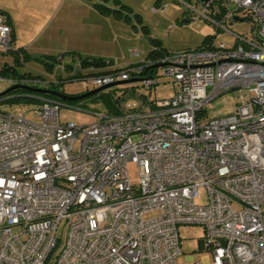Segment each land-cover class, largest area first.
I'll return each mask as SVG.
<instances>
[{"label":"built area","instance_id":"built-area-1","mask_svg":"<svg viewBox=\"0 0 264 264\" xmlns=\"http://www.w3.org/2000/svg\"><path fill=\"white\" fill-rule=\"evenodd\" d=\"M184 6L189 20L212 22L233 45L152 58L131 49L142 61L109 74L60 55L51 70L53 78L80 72L86 92L133 81L126 85L140 83L153 98L127 88L133 97L116 114L97 113L84 127L61 123L56 100H41L38 122L0 111V264H177L180 225L203 228L212 264H264V0ZM242 21L248 31L232 32ZM11 51V27L0 13V55ZM158 70L176 88L169 98H155ZM229 91L240 94L234 113L207 118V104ZM153 211L159 216L143 219ZM61 222L67 230L57 250Z\"/></svg>","mask_w":264,"mask_h":264},{"label":"rangeland","instance_id":"rangeland-1","mask_svg":"<svg viewBox=\"0 0 264 264\" xmlns=\"http://www.w3.org/2000/svg\"><path fill=\"white\" fill-rule=\"evenodd\" d=\"M4 1L0 0V10L4 7ZM156 1L51 0L49 7L46 3L41 4L40 1L36 0L35 5L31 6L41 9V18H39L42 24L41 28L48 26L47 29L45 28L44 35L51 32L56 36L65 35L68 37L65 48L57 45V47L52 46L51 50L47 51L53 52L52 54L55 56L78 52L82 57L102 58L109 61L113 68L127 67L141 62L143 57L132 58L129 51L139 49L143 56H146L151 47V40L156 43L157 48H162L170 53L195 50L210 43L214 46L219 43H223L227 47L233 45L234 37L232 35L225 31L216 33L212 22L202 17H195L189 23H184L183 21L188 19L184 3H188V0H159V8L155 7ZM97 5H101L106 11L103 9L100 11L97 9ZM237 17L241 19L242 14L238 13ZM230 28L234 33L244 34L248 31L249 24L247 21L236 22L231 24ZM208 38L210 39L203 44L204 40ZM65 56V58L69 57L68 54ZM39 58L41 55L31 57L24 63L18 64L13 53L9 52L0 55V68L5 64L14 65L15 71L18 73L36 76L38 80H43L45 83H55L57 78L52 77L51 72L43 62L38 60ZM56 65L58 64H54L53 69ZM6 79L8 78L0 80V93L13 85ZM156 80L158 86L155 98L158 100L171 97L176 88L168 78L161 76L160 70H158ZM127 86H118L114 91L113 88L104 90L96 96L77 102L76 107L61 103L58 112L59 121L63 124L71 122L77 127L95 123L97 113L112 114L113 109L112 105L108 104V96L110 95V100L111 97L120 96L122 89L124 90ZM133 87L136 95L154 97L152 91L145 90L140 83H134ZM57 90L68 96L80 95L87 91L81 81L64 82L57 87ZM88 90L91 91L92 87H89ZM30 95L25 92L14 91L6 97L5 101H0V111L15 116L26 113L28 120L38 122L33 111L38 109L41 103L38 101L26 103L24 98L32 97ZM100 95L102 97H99ZM239 96L240 94L236 91H229L215 98L206 106L207 118L212 119L233 114L236 103L240 100ZM18 97H20L19 102L12 101ZM7 99L11 100L8 101ZM76 147L77 143L75 144ZM127 173L130 183L137 184L138 177L135 164H127ZM196 203L199 205L205 203L204 191L199 192ZM232 208L235 209V205H232ZM159 214V211L149 212L143 215V219L156 218ZM66 230L64 222H61L56 232V238L59 240L57 250L65 239ZM177 232L181 250V256L176 260L177 264H189L191 262L212 264L210 250L203 249L201 244L203 238L201 226L180 225L177 227Z\"/></svg>","mask_w":264,"mask_h":264},{"label":"trees","instance_id":"trees-1","mask_svg":"<svg viewBox=\"0 0 264 264\" xmlns=\"http://www.w3.org/2000/svg\"><path fill=\"white\" fill-rule=\"evenodd\" d=\"M96 7L100 11L102 9L104 11H106V9L103 8L101 5H97ZM155 7H158V8L160 7V1L159 0L156 1ZM0 13H2V12L0 11ZM190 21H192V19L191 20L187 19V20H184L183 22L189 23ZM219 32H221V31H219V30L216 31V33H219ZM209 39L210 38L205 39L204 42H203V44L207 40H209ZM208 42H210V41H208ZM161 52H167V51L164 50V49H162V48L161 49L157 48L156 47V43L153 40H151V47H150L149 53L147 54V57L148 58H152L153 56H155L156 54H159ZM12 53H13V57L15 58V61L18 64L24 63L28 59H31V57L24 50H22L21 48L14 49L13 46H12L11 54ZM67 54L69 55L68 58L70 60L72 59V61H74L75 63L77 62L82 67H84V66H86V67L87 66H96V67H99L100 69L98 70V74L118 73V72H122V71H125V70L128 69V66L127 67H122V68H113V67H111V63L109 61H105L102 58H95V57H89V56L88 57H82L80 54L75 53V52H72V53H64V54H62V56L63 57H66L65 55H67ZM59 56H44V57L39 58L38 60L41 61V62H43L44 65L51 72L52 67L54 66L55 63H57V59H58ZM0 74L2 76H6V77H14L15 79L16 78L17 79H27V80H31V79H35L36 80L37 79L36 76L34 77V76L30 75V74H20V73H18V72L15 71L14 65L8 67L7 64L3 65L0 68ZM81 75L82 74H80V72H76V74H73V76H69L68 78H62L61 76H58L57 79H56L57 80V83L56 84L55 83L54 84L51 83L50 85L47 86V88H44L42 86L39 87L38 85H35V86L28 85V87L50 90V91H54V92L59 93V94L66 95V94H64L62 92H59L57 90V87L60 86L61 84H63L64 82L65 83H70V82H73V81H80L81 80V78H80ZM22 86H26V85H22ZM118 86H123V85H117V86H114V87H111V88H113V91H114ZM127 88H134L133 87V84H129L126 88H124V90L122 89V92H121V95L120 96H118L116 98L111 97L112 102H111L110 97H109L110 95L108 96L109 99L107 98V101H108V104L109 105H112V109H113L112 114H116L117 113L116 112L117 106L121 102H123L125 100H128L129 98L133 97V95H127L125 93V90ZM108 89H110V88H108ZM17 91L24 92L22 90H17ZM101 92H103V91H101ZM30 96H32V97H27V98H24L23 97L26 103H35V101H38V102L41 103V100L42 99L56 100L55 98H53L51 96H48V95H45V96H36L34 94H31ZM66 96H68V95H66ZM71 96H74V95H71ZM75 96H78V95H75ZM94 96H96V95H94ZM99 97H102V96L100 95ZM19 98L20 97L15 98V99H12V101L19 102V100H20ZM5 100H6V98L2 99L1 101H5ZM9 100H11V99H9ZM56 101H58V100H56ZM109 101H110V103H109ZM77 102H79V101H76V102H64V103H66L68 105H73L74 107H76Z\"/></svg>","mask_w":264,"mask_h":264},{"label":"crops","instance_id":"crops-1","mask_svg":"<svg viewBox=\"0 0 264 264\" xmlns=\"http://www.w3.org/2000/svg\"><path fill=\"white\" fill-rule=\"evenodd\" d=\"M36 0H5L4 7L0 10L7 18L11 27L12 46L14 49L21 48L30 57L55 56L50 48L60 45L65 48L68 43L67 36L54 35L51 32L44 35L46 29L41 28V9L36 8ZM41 4L51 6V0H38ZM50 23V22H49ZM61 50V49H60ZM50 53V54H49ZM78 53V52H75ZM79 54V53H78ZM12 66V65H8ZM23 66V64H22ZM29 73V72H26ZM22 74V73H20Z\"/></svg>","mask_w":264,"mask_h":264},{"label":"water","instance_id":"water-1","mask_svg":"<svg viewBox=\"0 0 264 264\" xmlns=\"http://www.w3.org/2000/svg\"><path fill=\"white\" fill-rule=\"evenodd\" d=\"M184 23H186V22H184ZM131 82H133V81L117 82L115 84H110V85H106V86H102V87L96 88L94 90L85 92V93L80 94L78 96H66V95L59 94V93H56V92L50 91V90L39 89V88H31V87L22 86V85H12L8 89H6L4 92L0 93V100L6 98L9 94L13 93L14 91L22 90V91H24L26 93L34 94L36 96L48 95V96H51V97L55 98L56 100H58V102H61V103H64V102H76V101H81L83 99L92 97V96L96 95L97 93H99L101 91H104V90H106L108 88H111V87H114V86H117V85H125V84L131 83Z\"/></svg>","mask_w":264,"mask_h":264}]
</instances>
